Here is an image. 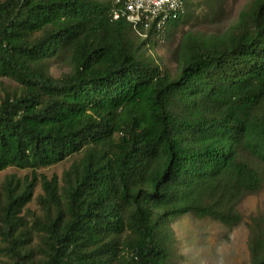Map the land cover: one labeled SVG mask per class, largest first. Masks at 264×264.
Segmentation results:
<instances>
[{"label":"trees","instance_id":"trees-1","mask_svg":"<svg viewBox=\"0 0 264 264\" xmlns=\"http://www.w3.org/2000/svg\"><path fill=\"white\" fill-rule=\"evenodd\" d=\"M114 8L0 2V172L33 169L0 189V264H174L173 220L234 227L264 185V0L222 33H185L176 76ZM53 59L69 71L54 76ZM75 155L62 180L36 172ZM250 232L264 264V215Z\"/></svg>","mask_w":264,"mask_h":264},{"label":"rangeland","instance_id":"rangeland-1","mask_svg":"<svg viewBox=\"0 0 264 264\" xmlns=\"http://www.w3.org/2000/svg\"><path fill=\"white\" fill-rule=\"evenodd\" d=\"M3 0H0V2ZM252 0H188L183 18L167 23L165 38L145 47L148 57L162 69L176 76L179 72L178 50L183 35L187 32L199 35L219 34L235 24L241 10ZM211 2V4H210ZM58 59L49 62L51 73L59 77L69 71ZM7 88L15 89L17 84L4 80ZM0 89V97H3ZM79 158L75 155L49 167H39L36 172L49 178L57 175L61 180L63 173ZM264 176V165L255 163ZM32 168L9 167L0 172V189L6 179L15 176L25 179L32 177ZM43 193L38 181L33 200L28 204L30 218L41 215L38 197ZM242 221L229 227L212 217L198 218L189 213L173 220L175 258L174 264H252L250 224L253 216L264 215V185L260 191L247 195L238 206Z\"/></svg>","mask_w":264,"mask_h":264},{"label":"built area","instance_id":"built-area-1","mask_svg":"<svg viewBox=\"0 0 264 264\" xmlns=\"http://www.w3.org/2000/svg\"><path fill=\"white\" fill-rule=\"evenodd\" d=\"M186 0H115L114 20H126L144 39L164 40L167 23L184 14Z\"/></svg>","mask_w":264,"mask_h":264}]
</instances>
